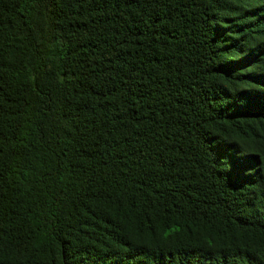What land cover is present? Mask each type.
Masks as SVG:
<instances>
[{"label": "trees", "instance_id": "16d2710c", "mask_svg": "<svg viewBox=\"0 0 264 264\" xmlns=\"http://www.w3.org/2000/svg\"><path fill=\"white\" fill-rule=\"evenodd\" d=\"M0 264H264V0H0Z\"/></svg>", "mask_w": 264, "mask_h": 264}]
</instances>
